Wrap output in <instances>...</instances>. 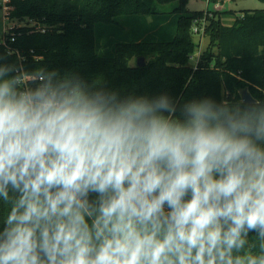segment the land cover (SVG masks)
I'll return each mask as SVG.
<instances>
[{"label":"clouds","instance_id":"obj_1","mask_svg":"<svg viewBox=\"0 0 264 264\" xmlns=\"http://www.w3.org/2000/svg\"><path fill=\"white\" fill-rule=\"evenodd\" d=\"M16 71L0 66V264H264L259 100L178 118L168 95Z\"/></svg>","mask_w":264,"mask_h":264},{"label":"trees","instance_id":"obj_2","mask_svg":"<svg viewBox=\"0 0 264 264\" xmlns=\"http://www.w3.org/2000/svg\"><path fill=\"white\" fill-rule=\"evenodd\" d=\"M188 4L189 0H7L6 18L23 25L4 33L0 66L18 70L10 75L40 69L61 77L76 75L90 88L114 91L120 98L168 95L178 118L182 106L193 100L210 98L244 107L250 103L243 101V90L264 104V10L247 12L229 26L210 19L205 28L209 48L192 66L190 58L200 47L193 27L205 12H190ZM165 5L169 6L161 7ZM141 56L150 62L130 66L132 58ZM8 210L0 202V225ZM249 242L258 243L256 233H249Z\"/></svg>","mask_w":264,"mask_h":264},{"label":"rangeland","instance_id":"obj_3","mask_svg":"<svg viewBox=\"0 0 264 264\" xmlns=\"http://www.w3.org/2000/svg\"><path fill=\"white\" fill-rule=\"evenodd\" d=\"M6 2L7 0H0V41L4 38V33L10 32L12 27L21 24L17 20L6 18ZM161 6L162 8H167ZM8 9V7H7ZM188 9L190 12L204 11L205 15L202 24L203 27L208 24L209 20H220L222 25H232L236 19L241 18L247 12L262 11L264 10V0H189ZM36 24V23H35ZM195 34V40L200 43L199 50L194 53L190 58L192 66L198 65L202 54L209 48L210 37L205 35V31ZM138 58H132L130 66H135ZM150 58L145 57L146 64L150 62ZM238 95V93L236 92ZM241 96V94L239 93ZM225 96L230 98L228 92ZM232 98V97H231ZM258 250V249H257Z\"/></svg>","mask_w":264,"mask_h":264},{"label":"water","instance_id":"obj_4","mask_svg":"<svg viewBox=\"0 0 264 264\" xmlns=\"http://www.w3.org/2000/svg\"><path fill=\"white\" fill-rule=\"evenodd\" d=\"M137 65L145 66L146 65L145 57L143 56L139 57L137 59ZM242 98L245 103H254L256 101V99L252 97L251 93L248 90L242 91Z\"/></svg>","mask_w":264,"mask_h":264},{"label":"built area","instance_id":"obj_5","mask_svg":"<svg viewBox=\"0 0 264 264\" xmlns=\"http://www.w3.org/2000/svg\"><path fill=\"white\" fill-rule=\"evenodd\" d=\"M7 7H6V13H7ZM203 18H205V17H203ZM203 18L202 19H200V20H197L196 22H195V24H194V27H193V31L194 32H196V33H199L200 31L201 32H203V31H205V26H199L200 24H202V22H203ZM9 19V18H8ZM21 25H23V23H21V24H19V25H15V26H13L12 28H14V27H17V26H21ZM12 30V29H11ZM12 41H14V38H12ZM1 42L2 43H4V44H6V39L5 38H3V39H1Z\"/></svg>","mask_w":264,"mask_h":264},{"label":"crops","instance_id":"obj_6","mask_svg":"<svg viewBox=\"0 0 264 264\" xmlns=\"http://www.w3.org/2000/svg\"><path fill=\"white\" fill-rule=\"evenodd\" d=\"M196 66V65H195Z\"/></svg>","mask_w":264,"mask_h":264}]
</instances>
